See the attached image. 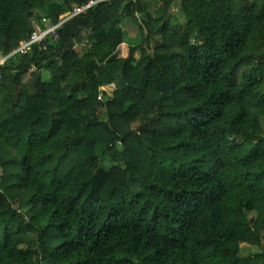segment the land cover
Wrapping results in <instances>:
<instances>
[{"label":"trees","instance_id":"obj_1","mask_svg":"<svg viewBox=\"0 0 264 264\" xmlns=\"http://www.w3.org/2000/svg\"><path fill=\"white\" fill-rule=\"evenodd\" d=\"M60 1L0 0V56L88 0ZM56 35L0 65V264H264V0H103Z\"/></svg>","mask_w":264,"mask_h":264},{"label":"built area","instance_id":"obj_2","mask_svg":"<svg viewBox=\"0 0 264 264\" xmlns=\"http://www.w3.org/2000/svg\"><path fill=\"white\" fill-rule=\"evenodd\" d=\"M103 0H88L86 3L82 5L73 4L71 9H68L64 14H61L57 18V22L53 23L50 18L44 16L40 20L33 21V30L30 34L28 40L24 41V43L19 46L17 49H14L9 55L0 57V65L4 63V61L16 54L18 52H24L31 45H41L43 41L47 38V36H53V38H57L56 30L69 18L85 13L90 7L95 5L97 2Z\"/></svg>","mask_w":264,"mask_h":264},{"label":"rangeland","instance_id":"obj_3","mask_svg":"<svg viewBox=\"0 0 264 264\" xmlns=\"http://www.w3.org/2000/svg\"><path fill=\"white\" fill-rule=\"evenodd\" d=\"M56 1H58L61 4V6H63V3L60 0H56ZM63 8H64V6H63ZM66 11L67 10H65V12ZM35 12H36V15L39 17V20L44 16L47 17L46 8L36 9ZM65 12H63L62 14H64ZM169 15L171 17L170 23H173L175 21H180V22L183 21V16L179 10V3L178 2H176L175 4H173L171 6L170 11H169ZM35 21H37V19ZM138 25L139 24L131 18H123L120 21L119 26L123 30V39L127 44L134 45V44H138L141 41V39L144 35V32L139 31ZM78 50H79L78 52L82 53V51L84 49H82V47H79ZM136 57L137 58L140 57L139 52L136 53ZM43 78L46 81H50L51 78H50L49 70H43ZM138 124H139L138 122H135L132 124V127L135 128L138 126ZM253 250H254V248H252L250 246H242V249H241V251L243 253L253 251Z\"/></svg>","mask_w":264,"mask_h":264},{"label":"water","instance_id":"obj_4","mask_svg":"<svg viewBox=\"0 0 264 264\" xmlns=\"http://www.w3.org/2000/svg\"><path fill=\"white\" fill-rule=\"evenodd\" d=\"M56 22H57V17L55 16L53 19V23H56Z\"/></svg>","mask_w":264,"mask_h":264}]
</instances>
